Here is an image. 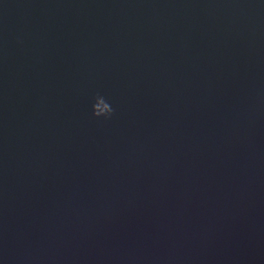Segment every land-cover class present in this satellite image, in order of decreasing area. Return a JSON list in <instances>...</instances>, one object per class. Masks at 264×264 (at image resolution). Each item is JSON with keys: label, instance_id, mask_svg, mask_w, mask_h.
<instances>
[{"label": "water", "instance_id": "water-1", "mask_svg": "<svg viewBox=\"0 0 264 264\" xmlns=\"http://www.w3.org/2000/svg\"><path fill=\"white\" fill-rule=\"evenodd\" d=\"M0 264H264V0H0Z\"/></svg>", "mask_w": 264, "mask_h": 264}, {"label": "clouds", "instance_id": "clouds-1", "mask_svg": "<svg viewBox=\"0 0 264 264\" xmlns=\"http://www.w3.org/2000/svg\"><path fill=\"white\" fill-rule=\"evenodd\" d=\"M98 101H100V104L97 103L94 105V115H96L97 117L103 116L105 118L111 117V115L113 114V109L110 104L105 102L102 97H99Z\"/></svg>", "mask_w": 264, "mask_h": 264}]
</instances>
